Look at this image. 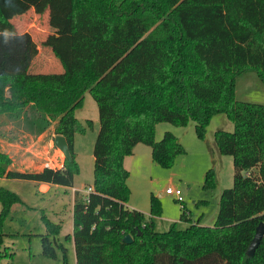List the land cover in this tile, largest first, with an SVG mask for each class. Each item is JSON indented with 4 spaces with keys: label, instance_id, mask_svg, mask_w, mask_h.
I'll return each instance as SVG.
<instances>
[{
    "label": "trees",
    "instance_id": "obj_1",
    "mask_svg": "<svg viewBox=\"0 0 264 264\" xmlns=\"http://www.w3.org/2000/svg\"><path fill=\"white\" fill-rule=\"evenodd\" d=\"M59 29L45 44L62 66L60 72L30 73L39 45L10 22L29 11L23 0H0V115L39 136L53 125L65 138L70 159L63 168L14 171L0 152V178L73 188L78 164L75 111L90 94L98 110L90 191L74 193L75 264H264V235L252 257L246 250L257 225L264 223V105L234 98L235 79L253 71L264 83V0H48ZM50 10V13L52 12ZM57 20V22H58ZM9 88L11 97L5 95ZM224 113L232 131L218 130L213 147L230 156L231 188L222 190L214 225L181 208L179 220L164 232L154 228L159 200L151 196L149 214L128 208L129 172L123 159L137 144L151 149L154 164L170 169L186 153L171 132L155 140V127L194 123L205 140L212 116ZM216 185L213 168L203 188ZM19 197L0 187V219ZM42 255L65 254L61 226L41 216ZM129 235L130 244L122 241ZM0 260L7 254L1 251Z\"/></svg>",
    "mask_w": 264,
    "mask_h": 264
},
{
    "label": "rangeland",
    "instance_id": "obj_2",
    "mask_svg": "<svg viewBox=\"0 0 264 264\" xmlns=\"http://www.w3.org/2000/svg\"><path fill=\"white\" fill-rule=\"evenodd\" d=\"M23 1L30 6L29 11L13 16L10 22L18 34L29 33L39 45V53L32 61L29 72H60L62 66L45 44L47 35L58 31L60 21L55 14H52L48 0ZM7 93L11 97L9 88L5 90V95L8 97ZM234 98L242 102L264 105V83L255 72L247 71L235 79ZM75 116L83 124L86 120L93 121L85 134L75 133L74 138V152L78 164L77 173L74 175V186L83 189L79 195L84 196L87 186L92 185L93 182V147L99 130L98 110L90 94L84 95L83 105L75 111ZM11 123L15 125V129L12 128L13 133L10 132L7 138L14 137V140L23 143L29 140L27 136L29 133L24 131L22 126ZM218 130H233L232 123L224 113L211 117L206 127L205 140L196 137L194 123L191 120L185 127H176L169 123L157 124L155 140L160 141L165 132H171L182 144L186 153L176 158L172 168L165 169L152 162L150 147L139 144V148L133 152L130 171L127 170L129 175L126 183L130 190L127 206L149 214L151 196L158 198L159 214L152 218L154 228L158 232L167 231L173 223L177 229H185L187 224L179 220L182 207L193 218L200 217L203 225H214L220 193L232 187L234 174L232 158L221 155L213 147L214 134ZM4 131L6 135L7 132ZM54 153V160L51 159L50 163L56 167L63 161V155L58 149ZM210 168L215 171L216 185L206 190L203 188L204 175ZM0 186L13 190L26 205L24 208L10 211L5 218L0 219V233L3 239L1 251H7L0 264H75L73 244L65 239V236L71 232L72 194L61 189L55 192V196L62 198L61 202L65 205L62 207L65 212L60 217L63 225L59 240L66 247V252L63 254L56 249L57 258L52 260L42 255L40 250V235L45 232L41 213L32 208L36 203L33 183L17 179H0ZM167 188L180 190L183 202H178L174 195L166 194ZM48 198L52 199L53 196ZM53 210L55 209L46 203L44 214L57 223L59 220L55 218Z\"/></svg>",
    "mask_w": 264,
    "mask_h": 264
},
{
    "label": "crops",
    "instance_id": "obj_3",
    "mask_svg": "<svg viewBox=\"0 0 264 264\" xmlns=\"http://www.w3.org/2000/svg\"><path fill=\"white\" fill-rule=\"evenodd\" d=\"M49 13H50V11H49ZM52 14H53V12H52ZM83 100H84V98H83ZM12 128L15 129V125H13L11 122H9V119L5 115L1 114L0 115V152L6 154L9 157V159L11 160V164L9 166V169L14 170V171L24 172V171H40L44 167L61 168L60 165L63 166V162L65 159L64 157H63V161H61L60 165H58L56 167L53 166L52 163H50V161L54 160V157H55L54 152L57 149V148L55 149V147L53 145V139L56 136L53 134V131H54L53 125H51V127L48 130H46L44 133H42L39 136H34V135L28 134L27 136H28L29 140H27L24 143L23 142H17L16 140H14V137H12V138L6 137L7 135H9L10 132L13 133ZM4 130H6V132H7L6 135L4 134V132H5ZM138 146H139V144H137L134 147L133 152L139 148ZM133 156H134V154H132L131 156H127L123 159V166L126 170L130 171V167L133 164ZM50 157H53V158H50ZM0 179H6V178H0ZM27 182H32V181H27ZM32 183L34 186V190H35L34 195L36 198V203L33 204L32 208H34V209H36V211L40 212L41 216L43 215V216L47 217L44 214V209H45L46 203L50 204L51 207H53V209H55V210H53V211H55L54 212L55 218L57 220H59V222L56 223L53 220H50V219L49 220L52 221L53 223L59 224L61 226V231H62L63 220H61L60 217L65 212L62 210V207H64L65 205L62 204V202H61L62 198H58L57 196H55V192H57L59 189H61L66 193H67V191H69L72 194L71 195L72 213L70 214V216L72 217V222H70L71 232H69L71 234L72 230H73L74 193H75V191L80 193L83 191V189L76 188L74 185H73V188H65V187L52 185V184H48V183H41V182H32ZM0 187H2V186H0ZM6 190L11 191L9 189H6ZM11 192H13V190ZM13 193H15V192H13ZM15 194L19 197L21 202L13 204L11 206V209H10L11 211H13L17 208H24L26 206L24 201L22 200V198L17 193H15ZM50 196H53V198L52 199L48 198ZM128 208H130V207H128ZM44 232H45V228H44ZM60 234H61V232H60Z\"/></svg>",
    "mask_w": 264,
    "mask_h": 264
},
{
    "label": "water",
    "instance_id": "obj_4",
    "mask_svg": "<svg viewBox=\"0 0 264 264\" xmlns=\"http://www.w3.org/2000/svg\"><path fill=\"white\" fill-rule=\"evenodd\" d=\"M7 95L9 97V93H7ZM53 145L62 153L65 159L67 160L70 159L68 145L64 137L56 135L53 139ZM263 235H264V223L260 222L257 225L253 238L251 239L250 244L246 250L247 256L252 257L254 255L255 250L258 248ZM122 241L126 244H130L132 242V239L129 235H126L123 237Z\"/></svg>",
    "mask_w": 264,
    "mask_h": 264
},
{
    "label": "built area",
    "instance_id": "obj_5",
    "mask_svg": "<svg viewBox=\"0 0 264 264\" xmlns=\"http://www.w3.org/2000/svg\"><path fill=\"white\" fill-rule=\"evenodd\" d=\"M60 167L62 168L63 166L60 165ZM89 191H90V188H87L86 194H87ZM165 192H166V194H168V195H174L175 198H176V200H177L178 202H180V203L183 202V198H182V196H181L182 193L180 192V190H172V189H170V188H167Z\"/></svg>",
    "mask_w": 264,
    "mask_h": 264
}]
</instances>
